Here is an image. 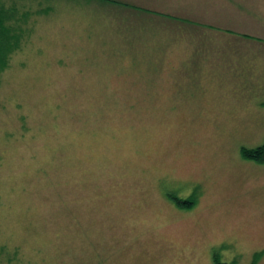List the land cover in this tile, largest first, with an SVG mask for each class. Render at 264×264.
<instances>
[{
    "label": "rangeland",
    "instance_id": "obj_1",
    "mask_svg": "<svg viewBox=\"0 0 264 264\" xmlns=\"http://www.w3.org/2000/svg\"><path fill=\"white\" fill-rule=\"evenodd\" d=\"M50 5L0 76V264H264V0Z\"/></svg>",
    "mask_w": 264,
    "mask_h": 264
},
{
    "label": "trees",
    "instance_id": "obj_2",
    "mask_svg": "<svg viewBox=\"0 0 264 264\" xmlns=\"http://www.w3.org/2000/svg\"><path fill=\"white\" fill-rule=\"evenodd\" d=\"M30 1L0 0V76L9 66L12 55L31 35L32 28L28 23L32 12L46 14L52 10L51 0H42L39 9L34 7L33 10ZM241 154L246 159L264 164V143L256 148L243 147ZM217 262L219 264V260Z\"/></svg>",
    "mask_w": 264,
    "mask_h": 264
}]
</instances>
